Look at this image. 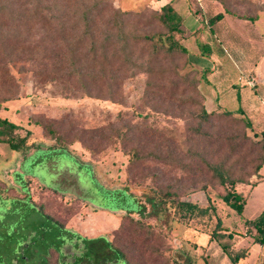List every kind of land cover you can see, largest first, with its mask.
Wrapping results in <instances>:
<instances>
[{
	"label": "rangeland",
	"instance_id": "1",
	"mask_svg": "<svg viewBox=\"0 0 264 264\" xmlns=\"http://www.w3.org/2000/svg\"><path fill=\"white\" fill-rule=\"evenodd\" d=\"M148 1L113 0L122 10H132L142 15L140 23L135 19L129 22V33H148L161 29L153 24V16L160 8L156 9L157 6ZM5 2L9 3V0H0V9ZM168 2L169 0H163L162 3ZM186 2L193 15L197 14L195 25L182 26L186 38L181 40V44L188 49L189 55H172L150 62L148 50L141 49L139 44L133 45L131 60L135 61V66L124 67L117 74L119 78L113 84V92L109 96L113 102L107 99L109 93L106 84L100 81L89 85L91 94L87 97L73 83L55 80L53 73L48 74L49 80L53 81L40 78L38 74L41 66L38 63L19 60L16 46L14 52H8V45L12 41L5 36L6 29L1 19L0 61L7 62L5 65L0 64V117L19 125L21 135L27 130L31 131L35 139L32 137L29 148L19 154L7 145L0 144V180H4L2 176H5V172L15 167V164L5 165L10 154L13 157L21 154L25 160L19 171L13 173L12 181V186L18 193L28 186L26 179L32 177L39 187L83 200L88 207L79 209L81 215L84 211L95 215L97 211H101L119 217L118 214H123L119 211L120 203L97 184V180L103 179L96 175V172L101 173L98 166L94 170L90 165L84 164L79 153H71L74 161L64 158L50 161V158V162L47 154L40 153L41 147H36L38 152L35 155L28 153L30 148L40 144L38 140L42 138L41 126H50L69 142L75 141L81 131L95 129L101 131L103 136H97L91 141L89 147L93 149L92 156H101L108 162L115 161L114 163L119 164L124 178L132 188L138 190L137 195L150 188H171L180 199L206 208L190 229L181 225L170 228L169 217L162 218L159 222V217L151 216L150 221L156 222L161 229L160 232L153 230L146 243L147 250L152 254L151 260L134 255L130 257L133 263L231 264L217 243H206L207 234L211 233L219 218L225 230L220 241L227 245L228 253H246V258L238 264H264V247L252 244L248 236V232L252 233V230L243 225L245 219L254 218L264 207V182L252 175L261 156L258 148L253 147L252 141L256 138L252 131H264V13L256 24L252 19L264 12V0ZM171 5L181 16L186 15L187 8L178 0H172ZM216 13L227 14L228 18L209 26L208 20ZM149 22L153 25L148 24ZM195 27H198L196 31ZM40 31L36 28L30 30L28 40L32 43L38 41L43 36ZM198 44L210 48V56L215 55V62H212L210 56L207 59L199 57ZM203 62L207 63L205 67L211 73L225 81L224 90L220 89L225 93L220 98V108L236 110L240 106L253 127L252 131L246 127L245 121L237 117H224L220 113H215L206 122H199L197 115L201 105L207 111L209 107L202 101L200 70ZM193 81L198 83L196 90L193 88ZM150 84L171 100L157 105L149 102L145 91ZM202 89L204 97L208 96V89L213 91L205 82ZM232 89L239 92V102ZM94 95H101L102 99H96ZM133 127H136L135 131ZM148 129H153L156 134L161 133L162 139L151 138L142 147L136 136L137 131ZM197 129L200 130L199 134L196 133ZM244 137L248 139L243 142L241 153L232 154L230 140L235 143L238 139L243 141ZM45 155L47 166L45 164L42 169L41 165L31 168V159H40ZM155 155L160 159L155 158ZM205 163H222L232 178L242 179L245 183L223 187L212 177ZM259 174L264 177V166ZM6 191L7 189L0 188V220L11 209L25 211L27 206H20V203L28 204L26 201L13 204L7 198ZM226 191H234L246 199L242 215H237L221 201L220 197ZM45 197L52 200L49 196ZM126 200L128 210L135 212L134 205L129 204V199ZM210 207L215 209V213ZM98 215L97 218H87L88 225L83 229L98 226L99 221H103ZM12 220L14 219L6 216L3 224ZM79 226L77 221L74 227L80 228ZM98 227V230L104 229L107 233L111 226ZM1 228L0 253L7 256L10 239ZM228 234L231 236H227ZM69 251L71 252L70 246L65 247V252Z\"/></svg>",
	"mask_w": 264,
	"mask_h": 264
},
{
	"label": "trees",
	"instance_id": "2",
	"mask_svg": "<svg viewBox=\"0 0 264 264\" xmlns=\"http://www.w3.org/2000/svg\"><path fill=\"white\" fill-rule=\"evenodd\" d=\"M158 11L153 16V24L161 29L148 33H129V22L135 19L140 23L141 13L122 10L112 0H9V3L5 2L0 9V20L2 19L6 29L5 36L12 41L8 45V52H14L16 46L19 60L38 63L41 66L38 74L40 78L49 80L48 74L53 73L55 80L73 83V86L87 97L91 94L89 85L100 81L106 84L109 93L107 99L112 101L109 96L113 92V84L119 78L117 74L124 67L135 66V61L131 60L133 45L139 44L141 49L146 48L150 62L172 55H189L188 49L181 44V40L186 38L182 30L183 17L170 3L163 5ZM224 12L227 13L228 10ZM223 17V13L214 15L208 20V25H215ZM35 28L40 29L43 36L32 43L28 40L29 32ZM209 56L210 48L200 44L199 57L207 59ZM4 63L0 61V64ZM200 72L201 83H206V77L211 70L202 67ZM197 84L193 81L195 90ZM145 94L147 100L155 105L171 100L151 84ZM202 96V101L205 102V97L203 94ZM94 98L102 99L101 95H94ZM236 99L239 102L238 93ZM215 113L224 117H237L245 121L249 130H253L240 106L236 110H224L217 106L215 110L207 111L202 104L197 117L199 122H206ZM133 128L135 131L136 127ZM148 130L137 131L136 136L142 147L151 138L162 139L161 133L156 134L153 129ZM20 131L19 125L0 117V144L7 145L12 151L27 148L34 136L31 131H25L24 135H21ZM252 132L256 138L252 141L253 147L258 148L261 155L252 175L264 182V177L259 174L264 166V131ZM196 133L199 134L200 130L197 129ZM41 135L39 140L41 143H49L48 148H52L51 150L69 153L79 151L81 157H86L84 164L90 165L94 170L98 166L101 173L96 172V175L106 176L110 183L114 184L105 188L108 195L120 203L119 211L123 214L109 239L82 238L67 230L66 224L85 207L83 200H64L57 192L45 187H39L33 192L27 180L25 192L23 190L21 196L12 201L17 205L20 201H26L27 205L20 203V206H27L25 211L11 209L6 211L0 220V225L3 226L0 228L10 239L7 256L0 253V264H135L130 259L134 255L138 258L144 256L150 261L152 254L147 250L146 243L149 242L153 230L161 231L156 222L150 221L151 216L159 217V222L162 218L169 217L170 228L181 225L190 229L195 225L197 218L206 211V208L203 209L198 204L180 199L171 188H150L137 195L138 190L132 188L124 178L119 164L114 163L115 161L108 162L101 156H92L93 149H90L89 145L97 136H103L101 131H81L73 142L65 141L50 126H41ZM247 139L244 137L243 141L238 139L235 143L230 140L232 154L241 153L243 142ZM154 157L160 159L159 156ZM205 167L223 187L245 183L242 179L232 178L222 163H205ZM45 196L52 200H47ZM126 198L129 199V204L134 205L135 212L128 210ZM220 199L230 210L242 215L246 205L245 198L234 191H226ZM207 201L209 203L208 198ZM210 208L215 213V209ZM6 216L14 220L3 224ZM243 225L252 230V233L248 232L252 244L264 247V207L254 218L245 219ZM224 231L221 220L217 218L214 229L207 234V244L217 243L231 264H238L246 258V253L229 254L227 245L220 241ZM68 246L71 252L66 253L65 247ZM177 257L176 255V259Z\"/></svg>",
	"mask_w": 264,
	"mask_h": 264
},
{
	"label": "crops",
	"instance_id": "3",
	"mask_svg": "<svg viewBox=\"0 0 264 264\" xmlns=\"http://www.w3.org/2000/svg\"><path fill=\"white\" fill-rule=\"evenodd\" d=\"M113 1V0H112ZM171 1L172 0H169V2L168 3H170L171 4ZM179 1V3L181 4V5H184L187 9V12H186V15L185 16H182L183 17V26L184 27H186V25H195L196 23V21H197V18L195 17V15H197V14H195V15H193V13H192V11L190 10V8H188V4H187V2H186V0H178ZM148 2H151V3H153V5L154 6H157L156 7V9L158 8H160V7H162L163 5H165V4H167V3H165V4H163L162 2H163V0H149ZM114 4H116L115 2H114ZM117 6V5H116ZM147 6H150V5H147ZM173 6V5H172ZM174 7V6H173ZM175 9V8H174ZM176 10V9H175ZM177 11V10H176ZM178 12V11H177ZM262 13H264V12H261L259 15H257V17L255 18V20H254V23L256 24L258 21H259V17H260V15L262 14ZM200 13H198V17L200 16L199 15ZM216 14H218V13H216ZM215 14V15H216ZM224 15V17H223V19L221 20V21H223V20H225V19H227L228 18V15L227 14H223ZM198 29V27H195V31ZM214 57H215V55L214 54H212L211 56H210V58H211V60H212V62H215V59H214ZM208 60H210V59H208ZM214 64H216V63H214ZM205 65H207V63H205V62H203V64H202V67H205ZM214 66V65H213ZM212 72V71H211ZM209 73L208 75H207V77H206V80H207V82L205 83L206 84V86H208V88L210 87V88H213V91H211L210 89H208V93H207V95L208 96H206L205 97V104H208V111H213V110H215L216 109V107L217 106H219V101H220V98L221 97H223V95L225 94V93H223V92H221L222 90H224L223 88H224V86H225V81L224 80H222V79H220V77L218 78L217 76H216V74H214V73ZM216 76V78L215 79H213L214 77ZM224 81V83L222 84V82ZM203 85V84H202ZM202 85H201V92H202V94L204 93L203 92V89H202ZM222 88V89H221ZM220 89H221V91H220ZM235 90V89H234ZM233 89H232V91L233 92H235L236 94L238 93L239 94V92L238 91H234ZM211 91V92H210ZM204 95V94H203ZM240 95V94H239ZM210 97H211V99H210ZM34 139H35V137H34ZM39 142H40V144L39 145H37V146H35V147H33V148H30L29 149V151H28V153L29 154H31V153H34V155L35 154H37V152L38 151H36V147H41V154L42 155H44V154H47L49 157H48V161H49V159H50V161L52 160V161H58L59 160V158H64L65 160H67V159H70V160H72V161H74V158L72 157V154L71 153H69V152H62V151H55V150H51L52 148H48V146H49V143H46V142H43V143H41V141L40 140H38ZM29 144H30V142H29ZM29 144H28V146H29ZM27 148H29V147H27ZM27 148H25V149H27ZM25 149H23V150H25ZM22 151V150H21ZM21 151H14V152H17L18 154H19V152L20 153H22ZM72 153H79V151H74V152H72ZM18 154H15V156L13 157V154L11 155L10 154V156H9V158L6 160V162H5V165L6 164H8V163H10V164H15V167L12 169L11 168V170H9V172H5V176L3 177L2 176V178L4 179V180H0V188H4V189H7V193H8V195H11V196H13V197H8V195H7V198L8 199H11L12 201H13V199H16V198H19L20 196H21V194L20 193H18L17 192V190L15 189V187L14 186H12V181H14L13 179V173L14 172H17V171H19V168L22 166V164L24 163V156H22L21 154L20 155H18ZM17 155V156H16ZM47 155H45V156H41L40 157V159H34L33 158V160L31 159V162H30V164H31V168L32 167H36V166H38V165H41V169L42 168H44L45 167V164H46V166L48 165V161L47 160H45L46 159V156ZM82 158V161L84 162L85 160H86V157L85 156H82L81 157ZM77 159H79V158H77ZM80 160V159H79ZM33 161V162H32ZM49 161V162H50ZM81 166L83 165L81 162H78ZM44 164V165H43ZM29 167H30V165H29ZM9 169V168H8ZM99 177H101V178H103L102 180L100 179V180H97V184L99 185V187L101 188V189H103V190H105V192L107 193V190H106V188L105 187H108L107 185H109V186H113L114 184L113 183H110V181L106 178V176H100L99 174H98V178ZM104 178L106 179V180H104ZM9 180V181H8ZM29 181V187H30V190L31 191H35L37 188H39V185L38 184H36V183H34V180H33V178L31 177V179L30 178H27L26 179V181ZM56 192V191H55ZM58 193V192H57ZM60 196H62V198L64 199V200H72V199H75V198H72V197H69V196H66V195H63V194H61V193H58ZM108 194V193H107ZM76 198H78V197H76ZM79 199V198H78ZM84 202V201H83ZM84 205H85V207H84V209H86L87 207H88V205L84 202ZM99 214V215H98ZM97 215H98V217L100 218V219H102L103 221H99V223L97 224L98 226H100V227H104V228H107L108 226L110 227L109 228V230L107 231V233H105L106 231H104V229H97V228H99L98 226H95V228L94 227H91L89 230H85V229H83V227H87L86 225H88V222L86 223V221H87V218L88 219H92V218H97ZM115 215L116 214H108V212H106V213H104V212H101V211H97V213H96V215L95 214H89V213H87V212H85L84 211V213H83V215H81V214H77L76 216H74L73 218H71L68 222H67V224H66V229L67 230H69L70 232H72V233H74V234H77V235H79L80 237H82V238H88V239H93V238H98V237H106V238H110L111 237V234H112V232L118 227V224H119V218H120V216L122 215V214H118L119 215V217H115ZM117 216V215H116ZM113 220H114V222H113ZM77 221L80 223V228H76V227H74L75 226V224H77ZM85 225V226H84ZM81 229V230H80ZM83 229V230H82ZM207 243V242H206Z\"/></svg>",
	"mask_w": 264,
	"mask_h": 264
},
{
	"label": "built area",
	"instance_id": "4",
	"mask_svg": "<svg viewBox=\"0 0 264 264\" xmlns=\"http://www.w3.org/2000/svg\"><path fill=\"white\" fill-rule=\"evenodd\" d=\"M253 86V84H251Z\"/></svg>",
	"mask_w": 264,
	"mask_h": 264
}]
</instances>
